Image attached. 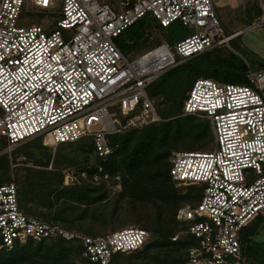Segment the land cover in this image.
Wrapping results in <instances>:
<instances>
[{
    "label": "built area",
    "instance_id": "built-area-1",
    "mask_svg": "<svg viewBox=\"0 0 264 264\" xmlns=\"http://www.w3.org/2000/svg\"><path fill=\"white\" fill-rule=\"evenodd\" d=\"M50 29L28 23L25 14L55 15ZM242 2L248 0H227ZM218 0H0V137L8 154L42 137L56 147L90 138L94 152H113L107 136L161 121L147 88L182 62L226 45L241 33L225 35L215 12ZM30 4V7L26 5ZM264 25V0H259ZM145 15L163 28L174 22L192 34L161 43L126 60L115 39ZM24 25V26H22ZM247 83L196 80L181 116L209 121L213 148L174 152L169 178L175 186L199 187L195 204L180 206L175 219L194 243L184 264H243L242 230L264 217V69L248 68ZM60 238L80 245V258L111 264L118 254L141 249L149 232L127 227L92 237L25 215L12 180L0 185V250Z\"/></svg>",
    "mask_w": 264,
    "mask_h": 264
},
{
    "label": "trees",
    "instance_id": "trees-1",
    "mask_svg": "<svg viewBox=\"0 0 264 264\" xmlns=\"http://www.w3.org/2000/svg\"><path fill=\"white\" fill-rule=\"evenodd\" d=\"M243 10L246 11V4ZM260 17L261 10L258 7V12L253 16H248L245 20L251 25ZM157 29L165 28L161 27L151 16L145 15L119 34L115 39V45L120 50L122 47L118 42L129 38L133 42L132 46H135L146 31L153 32ZM234 33H229L227 36ZM235 38L229 41V46H216L182 62L155 80L147 88V95L153 101V106L161 121L107 136V142L113 148L111 154L99 157L94 152V145L90 138H82L73 142L77 145L76 163L88 167L91 156L93 157L91 166L80 172H86L90 179L94 176H99L100 179L118 177L120 180L118 184L121 187L120 196L130 197L131 200L152 208L154 224L142 226L143 223L140 222L141 227H137L149 232L152 237L150 242H146L141 249L127 255L145 254L150 250L167 251L166 253L182 250V264H184L185 251L193 245L194 241L188 235H180L175 241L171 240L185 228L184 223L175 219V214L180 206L197 203L201 189L196 186H186L188 191L181 196L173 188L174 183L169 178V158L174 152H198L210 146L213 141L208 120L194 116H181L183 103L196 80L210 79L221 84L244 85L247 83L245 73L248 68L264 69L263 63H255L251 66L249 61L230 50L231 42ZM166 43L173 44L170 41ZM3 141L5 142L4 138ZM42 144V137H37L16 147V150L19 148L27 153L23 155L24 162H31L36 167H25L22 170L24 174L21 182L18 184L13 180L17 187L20 210L27 216L41 219L38 217L40 216L43 218L41 220L47 223L59 224L66 229L83 232L92 237H101L98 236L99 230L95 228V225L83 228L82 222H84L87 208L102 201V197L94 195L95 188L88 184H64V176L60 167L70 166L71 163L69 157L65 163H59L58 148L71 143L56 146L53 158L49 153V146L44 144L42 146ZM35 146L42 151L43 156L41 157L43 158L34 155ZM16 154L9 156V162L5 163L6 168L9 169L10 161L15 162L18 157ZM0 156L5 155L0 153ZM49 167L50 170H48ZM9 182L0 180V185ZM178 199L188 200V202L177 206ZM65 200H70L71 203H65ZM38 208H46V213H37ZM263 220V218H256L252 222ZM177 223L181 225L179 231L175 229ZM244 229L241 232L243 251ZM101 230L104 229L100 228ZM80 249L78 243L66 242L60 238L41 243L30 241L23 246H15L8 250L1 249L0 264H79L76 261L80 256ZM123 255H115L111 264H118L117 260ZM80 264L93 263L84 260Z\"/></svg>",
    "mask_w": 264,
    "mask_h": 264
},
{
    "label": "rangeland",
    "instance_id": "rangeland-1",
    "mask_svg": "<svg viewBox=\"0 0 264 264\" xmlns=\"http://www.w3.org/2000/svg\"><path fill=\"white\" fill-rule=\"evenodd\" d=\"M26 6L30 7V4ZM214 7L225 35L241 30L239 36L231 42L230 50L241 58L249 61L251 66L255 63L264 64V25H258L254 27V23L249 25L250 22H246L245 20L248 16H253L256 12H258L259 0H248L246 2V11L242 9L241 1L231 3L227 0H218V3L215 4ZM60 12L61 2L58 1L55 6V15L53 17L43 13L31 14L30 12L26 13L25 17L28 23L46 25L50 30L55 27V22L58 19ZM192 33L193 31L188 27L180 24L179 22H175L173 25L165 29H157L153 32L146 31V34L139 39L135 46H132L133 42L129 38L120 40L118 42L122 47L120 49V53L124 59L130 61L161 43L170 41L174 44L176 41ZM213 145L214 144L212 141L210 146L203 150H199L198 152L209 151L213 148ZM6 147L7 145L3 141V138L0 137V153L5 155L4 157L0 156V180H5L6 182L14 180L18 184L21 182L22 176L24 174L22 170L25 167H36L33 166L31 162H24L23 155L25 156L27 153H24L19 148L16 150L17 146L9 154L6 152ZM48 148L50 151L48 152L52 154L53 158L56 148L50 146ZM76 149L77 145L75 143L68 144L63 148H58V153L60 154V157L58 158L59 163H65V160H67L68 157L70 158L71 163L70 166L60 167V170L64 176V184H88L95 188V191L93 192L94 195H100L102 197V201L95 203L91 207L87 208V211H85L86 216L83 219L84 222H82V225L84 226L83 228L89 225H95V228L99 230L97 233L98 236H105L111 231L118 230L123 227H141L139 224L140 222L143 223L142 226L154 224V220H152V208L149 205L140 204L134 200H131L130 197L119 195L121 187L118 184L120 181L118 177L113 179H100L99 176H94L93 179H90L88 178L86 172H80L82 169L91 166L93 157L91 156L88 167H86L87 165L84 164H78L76 163L77 161L75 159ZM33 151H35L34 155L36 157L43 158L41 157L43 156V153L40 151V149H37V146H35ZM16 153L18 154V157L15 159V162L10 161L9 169L8 167L6 168L5 163L7 161L9 162V156L15 155ZM50 169L51 168L49 167L48 170ZM172 185L181 196H183L188 191V187L186 186L177 187L174 184ZM187 202L188 200L185 201L183 199H178L177 206ZM65 203L71 202L70 200H65ZM73 204L75 205L78 203ZM36 212L45 214L46 208H38L36 209ZM79 212H81V210H79ZM38 217L43 219L40 216ZM100 228H103L104 230L100 231ZM180 228L181 225L177 223L175 229L179 231ZM151 238V235H149L147 242H150ZM166 252L167 251L150 250L145 254H125L120 259H118L117 262L118 264H182V250L171 253ZM76 262L80 264L81 262H84V260L79 256Z\"/></svg>",
    "mask_w": 264,
    "mask_h": 264
},
{
    "label": "crops",
    "instance_id": "crops-1",
    "mask_svg": "<svg viewBox=\"0 0 264 264\" xmlns=\"http://www.w3.org/2000/svg\"><path fill=\"white\" fill-rule=\"evenodd\" d=\"M243 239V264H264V220L261 222L254 221L246 227Z\"/></svg>",
    "mask_w": 264,
    "mask_h": 264
}]
</instances>
